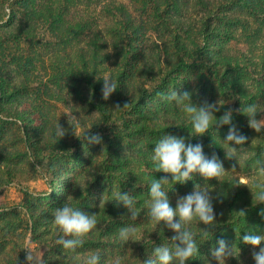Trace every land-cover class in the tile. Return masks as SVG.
I'll list each match as a JSON object with an SVG mask.
<instances>
[{
	"label": "rangeland",
	"instance_id": "374dc122",
	"mask_svg": "<svg viewBox=\"0 0 264 264\" xmlns=\"http://www.w3.org/2000/svg\"><path fill=\"white\" fill-rule=\"evenodd\" d=\"M14 1L0 2V35L3 37L6 34L9 36L18 28H23L22 25L26 21L25 15L17 10L13 15L11 3ZM137 1L71 0L69 7L72 8V14H76L79 20L82 19L87 26L82 36L83 41L75 42L69 49L63 45H55L53 39L47 35L46 27L40 25L37 27L39 30L37 29V38L32 48L37 51L33 64L24 63L21 65L19 62L12 61V58L6 57L9 53L12 55L20 53V51L26 53V49H30L31 46L30 40L22 39L19 44L7 39L8 51L5 55L0 53V74L6 77V81H4L6 88L7 86L10 89L12 86H21L24 84L25 78L28 77L30 80L34 79L36 84H40L38 87L40 89L21 90L16 92L15 96L10 91L1 92L0 90V106L9 108L5 113L0 110V258L5 254L12 255L14 259L24 258L27 251L24 248L28 247L40 259V264H60L65 258L63 254L66 252L80 254L84 251L88 253L89 250H96L106 255V258L102 257L100 264H104L106 261L117 264L123 256L126 261L134 263L135 257H133L134 252L131 247L121 251L108 244L109 241L96 246L79 247L75 251L63 249L55 240L54 227L50 229L52 221L54 222L55 210L65 204L72 207L77 203L74 208L89 214L94 213L96 217L101 216L102 208H108L113 212L126 211L128 209L119 204L116 199L118 193L126 192L134 200V208L137 212V204L140 201L137 198L139 196L144 198L146 193V185H143L141 178L147 179L151 173L155 172V164L151 158L155 144L164 135L183 137L186 143L201 142L204 145L205 154L209 156L212 154L211 149L206 145V137L194 135L192 130L177 129L166 134L150 135L148 132L140 133L136 127V124L140 122L142 112L147 114L151 120L159 121L170 117L174 108L182 110V107L177 106L175 102L162 98L161 94L166 95L172 90L191 92L192 102L197 105L205 98L209 102H215L220 107L219 112L222 115L226 106L233 107L234 100L222 96L216 89L212 93L199 91L200 81L196 73L184 71L180 74L176 84L161 86L163 92L160 96L146 98L139 111L130 113L132 114L130 119H126L129 118V115L125 117L113 109L115 113L107 124H101L103 117L96 108L82 101L83 96H89L87 88L74 84L73 80L57 81L52 78L55 56L74 57L76 49L85 46L84 38L91 36L95 31L106 36L110 34L109 29L117 23L114 16L106 10L112 3L126 4L129 11L136 17V22L144 24L145 36L140 42L143 55L154 57L156 54L153 48H159V52L162 54L160 58L162 64L166 63L167 58L176 57L177 52L170 40L171 34L168 33L171 32V29L168 30L162 24L163 22L157 23L156 27L152 26L151 22H155L152 16L147 15L144 11L135 12L136 7L134 6L137 5L139 8L141 5ZM180 5L182 15L178 16L173 13L170 15L181 18L185 24L198 25L205 12L199 1L189 0V3L181 1ZM227 14L231 17L247 19L250 21L248 27L256 28L251 16L241 9H233ZM215 21L213 22H218V20ZM182 26L186 27V25ZM230 31L234 32L236 40L231 41V38L223 37V35H214L210 43L220 44V46H224L222 50H232L235 54L246 52L249 44L245 38L250 35L247 26L244 23L236 25L231 27ZM193 34L197 36V42L204 41V38L196 30L193 31ZM51 42L52 44H50ZM165 42L168 44L165 45ZM187 42L189 41L187 40ZM257 42L259 46L255 48L261 52L264 45V33ZM171 45L173 49L169 48ZM166 48H168V52H165ZM202 51L205 52V49L203 48ZM198 59L196 57L197 64L191 66H202ZM24 66L30 67L25 69ZM113 66L116 65H110L101 74V77L111 78L109 70ZM30 68L31 70L36 69L32 72L29 71ZM248 84L249 90L256 96V109L262 115L264 114V88H260L255 81H249ZM154 85L155 83L149 79L139 81V86L152 88ZM78 92L81 94V99L77 96ZM11 96L14 97V100L11 99ZM21 104L24 106L21 108L24 113L19 111ZM113 105L112 102L111 106ZM73 116L78 122V127L75 126ZM262 116L258 120L264 119V115ZM241 118L237 119L236 124L247 135L248 141L243 146H236L238 149L236 159L230 160L226 157L221 159L226 170L223 176L218 179L205 180L200 174L195 173L191 180L181 184L174 181L171 183L170 174L164 173L165 176H168L169 183L174 185V191L171 193L173 200L177 201L179 196H184L196 188H206L210 191L215 182L226 178L229 180L238 179L241 188L246 189L249 195L255 194V183L257 181L264 182V179L257 175L258 165L256 163L257 160L264 163V130L257 133L248 126V120L245 117ZM38 123L39 125L45 124L47 127L41 141L35 143V138H30L25 132H31L32 125ZM58 124L65 129V135L62 138L55 135ZM71 124L74 125V129ZM99 128L105 129L102 132H97ZM215 128L220 129L221 127L216 126ZM223 128L225 129V127ZM87 130L91 133L101 134L102 143H88L84 139ZM225 130V134L221 132L218 134L219 131L214 134L212 130L208 132L223 144L226 154V151L231 149L230 145L224 142L227 133V129ZM61 151H65V153L61 154ZM233 164H235L236 170H232ZM60 172L68 174L67 183L53 180V175ZM30 207L37 208L36 213H30ZM32 214H35L36 218L40 216L42 223H37V220L31 216ZM111 227L107 223L102 225L103 229ZM124 227L134 228V234L141 237L137 231L138 224H130L128 220L119 219L113 225V230L116 233L117 230L120 231ZM257 234L264 235V231L262 234ZM107 240V238L103 239L104 242ZM49 241L56 242L57 249L52 247L55 243ZM207 248L209 252L207 257L212 260V264H217L211 255L215 247L207 244ZM255 250L258 251V248ZM252 251L253 249L245 253L235 251L233 256L226 259L225 264H255Z\"/></svg>",
	"mask_w": 264,
	"mask_h": 264
},
{
	"label": "trees",
	"instance_id": "16d2710c",
	"mask_svg": "<svg viewBox=\"0 0 264 264\" xmlns=\"http://www.w3.org/2000/svg\"><path fill=\"white\" fill-rule=\"evenodd\" d=\"M9 1L0 0L1 3ZM181 1L189 3V0H138V4L141 3V5L139 8H137V5L134 6L136 7L135 12L144 11L147 15L154 18L155 22H151L152 26L156 27L157 23L163 22L162 24L168 30L171 29V32L168 33L171 34L172 38L170 40L173 42L177 56L167 58L165 64H162L160 60L162 54L159 52V48H153L156 54L154 57H151L152 55L147 57L142 54L140 42L145 36L143 31L144 24L136 22V17L129 11L126 4L112 3L106 10L114 16L117 23L109 29L110 34L106 36L101 32L95 31L91 36L84 38L85 46L78 47L74 57L66 55L55 56L52 78L57 81L73 80L74 84L87 88L89 96H83L82 101L96 108L101 113V117H103L101 124H107L112 119V115L115 113L114 110L125 117L129 115V118L126 119H130V115H132L130 113L139 111L143 107L146 98H158L160 96L163 92L161 86L170 85L171 83L176 84L180 74L184 73V71L186 73H196L200 81L198 84L199 91L212 93L216 89L222 96L234 100L235 104L232 109L241 108V112H233L234 123L237 122V119H242V116L248 120L243 110L249 104L255 105L256 98L249 90L248 83L249 81H255L260 88H264V45L261 52H258L255 48L259 46L258 38L264 33V0H198L205 12L196 26L193 23L185 24L181 21V18H175L170 15V13L178 16L182 15ZM70 3L71 0H15L12 2L13 15H15L14 13L17 10L25 15L26 21L22 25L23 28L14 30L9 36L6 34V38L0 35V53L5 55L8 51L7 39L19 44H21L22 39L30 40L31 46L30 49H26V53L22 51L13 55L9 53L6 57L12 58V61L19 62L21 65L24 63L33 64L34 60H36L37 51L32 48L37 38V27L40 25L46 27L47 35L53 39L55 45H63L69 49L75 42L83 41L82 36L87 29L86 23L82 19L79 20L76 14H72V8L69 7ZM233 9H241L244 13L251 16L256 28L251 29L248 27L250 26V21L247 19L229 16L227 12ZM212 20H218V22L215 23L216 21L213 22ZM243 23L250 32V35L245 38L248 41L247 44H249L246 52L235 54L232 50H222L224 46H220V44L210 43L214 35H223V37L231 38V41L236 40V35L230 29L236 25H243ZM182 25H186V27ZM193 29L204 38V41L201 43L197 42V36L193 34V31L195 32ZM167 44L165 42V45ZM173 46L166 47L173 49ZM203 48L205 52L202 51ZM168 51V48H166L165 52ZM213 51L215 52L213 53ZM112 52L115 53L113 54ZM196 57L199 58L198 60L202 66H191L197 64ZM110 65H116L110 68L109 74L111 79L116 81L117 90L108 100H104L101 92L103 87L101 74ZM24 67L26 69L30 66ZM35 69L31 70L30 68L29 71L34 72ZM143 79L152 80L155 85L152 88L139 86V81ZM4 81H6V77L0 74L1 92L10 91L14 96L16 92L21 90L40 89L38 88L40 84H36L34 79L31 78L30 80L28 77L25 78L24 84L19 87L12 86V89L8 86L6 88ZM77 96L81 99L79 92ZM11 99L14 100V97L11 96ZM112 102L114 103L113 106H111ZM117 103L120 104V109H115ZM125 103H128V107L123 108ZM22 107L24 106L21 104L19 111L24 113L21 109ZM4 108L0 106V110L3 113L9 110L7 107ZM226 109H228L227 106L224 111ZM141 114L140 122L136 124L140 133L148 132L150 135H159L177 129L192 130L190 116L178 108L173 109L170 117L159 121L151 120L143 112ZM214 115L218 120L222 114L217 112ZM262 115L257 109L256 118L260 119L263 117ZM216 119H213L209 130H212L214 134L218 131V134L220 132L225 134V129L228 131L229 126L224 125L225 129L223 127L216 129ZM28 127L30 128V126ZM46 127L45 124L39 125L38 123L32 125L31 132L28 131L25 134L29 135L30 138L34 137L35 143H39L45 134ZM104 129L99 128L97 132H102ZM203 135L206 137L207 147L212 152H216L220 159L225 158L226 154L224 153L223 144L217 138H213L210 132H206ZM60 153L64 154L65 151ZM154 169L155 172L151 173L147 179L141 178L143 185H146V193L144 198L143 196L137 198L140 201L137 204L136 219L131 218L128 210L113 212L108 208H102L101 216L96 217L99 221L97 223L98 227L96 226L83 238L84 244L82 247L96 246L108 241V244L121 251L131 247L134 252L133 257H135L134 263L129 260L126 261L123 256L118 264H142L144 259L152 256L156 247L163 245L171 248L172 251L175 250V242L171 240V236L174 233L163 223L157 224L152 221L149 215L151 202L150 185L154 180H159L165 176L163 172L156 171L155 166ZM53 177L55 181L67 183L69 176L67 173L60 172L54 174ZM173 186L170 183L162 185L163 190L169 193L167 195L171 205L175 207L176 200L172 199L171 194L174 191ZM240 186L238 179L229 180L228 178L212 185L213 189L209 192L214 197L215 223L210 229L207 238L203 236V229L208 226L198 221L186 226L193 232L198 245V253L189 261H186V264H212V260L207 257L209 254L207 244H211L216 248L218 247L216 242L221 238L233 246V252L240 251L245 253L253 249L252 246L243 243L242 237L248 232L262 234L264 231V216L260 215V213L264 210V204L257 203L255 194L249 195V192ZM75 205L77 203L72 207L74 208ZM36 209L30 207L29 212L36 213ZM241 210L246 213L245 216L239 213ZM31 216L37 220V223H42L40 216L38 218H36L35 214ZM45 219L48 221L47 218ZM119 219L128 220L130 224H138L137 231L141 234V237L134 234L128 242H122L119 239V231L117 230L115 233V230H113V225ZM52 223L50 229L54 227V237L57 242L58 228L53 221ZM103 223H107L112 227L103 229ZM105 238L108 239L106 242L103 241ZM49 242L55 243L52 247L57 249L56 242ZM94 254L100 255V262L102 257L106 258L105 254L96 250H89L88 253L84 251L80 254L77 252H66L63 254L65 258H63L64 260L62 259L60 264H86L87 257ZM24 260L25 257L14 259L12 255L5 254V256H1L0 264H23ZM104 264L113 263L106 261ZM173 264H179L178 260L174 259Z\"/></svg>",
	"mask_w": 264,
	"mask_h": 264
},
{
	"label": "clouds",
	"instance_id": "9594fccd",
	"mask_svg": "<svg viewBox=\"0 0 264 264\" xmlns=\"http://www.w3.org/2000/svg\"><path fill=\"white\" fill-rule=\"evenodd\" d=\"M117 83L115 80L105 77L103 78L102 99L108 100L109 97L116 92ZM163 99L175 102L182 110L191 118L192 133L202 136L209 131L212 125L215 113L220 111V107L215 102H209L206 98L199 105L192 102V93L183 90H172L168 94H161ZM128 107V103L123 105V108ZM119 103L115 105V109H120ZM241 112V108H228L223 115L216 119L215 125L223 127L228 125V131L225 135L224 142L230 145V151H226L227 159H236L237 147L243 146L248 141L240 128L234 123L233 112ZM244 113L248 117V126L254 129L257 133L264 130V119L256 118V105L249 104L244 108ZM75 126H79L76 118L73 116ZM73 129L74 125L71 124ZM55 135L62 138L65 135V129L58 124ZM84 139L90 144L102 143V136L99 133H91L88 130L84 134ZM241 148V147H240ZM152 161L155 164L156 171L170 174L171 181L175 183H185L193 178V174H200L205 180L212 178L218 179L226 172L223 161L219 158L216 152L206 155L204 145L201 142L196 144L186 143L183 137H177L171 134L164 135L155 144ZM258 176L264 179V163L257 160ZM232 170H236L235 164L232 165ZM169 183L168 176H164L159 180H154L150 185V218L157 224L163 223L174 234L171 240L175 242L174 252L167 246L156 247L151 257L142 261V264H173L174 259L178 260L179 264H186L194 255L198 253V245L195 236L188 225L194 221L202 223L206 227L203 229V236L207 238L210 229L213 227L216 219L213 200L214 197L210 192L204 189H195L194 191L179 196L176 201V206L173 207L170 203L167 192L163 190L162 185ZM257 192L255 199L257 203L264 204V182L257 181L255 183ZM119 204H122L128 209L131 218L136 219L137 213L134 208V200L128 193H118L116 197ZM245 216V212H239ZM260 215L264 216V210ZM54 224L58 228L57 243L63 249L75 251L84 244V237L89 234L96 226V214H89L77 208H73L65 204L62 208H57L54 213ZM135 233L132 227H124L119 231V239L122 242H128ZM242 241L246 245L253 248L252 258L255 264H264V235L248 232L242 237ZM218 247L214 248L211 255L217 264H225L227 258L234 255L233 246L224 239L217 240ZM258 248V251L255 250ZM26 256L23 264H40V259L36 254L25 247ZM101 257L99 254L91 255L87 258L86 264H100ZM118 264V262H117Z\"/></svg>",
	"mask_w": 264,
	"mask_h": 264
}]
</instances>
